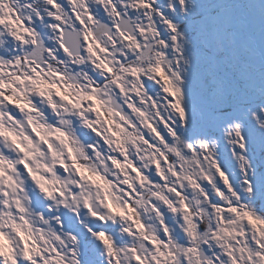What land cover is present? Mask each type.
<instances>
[{"label":"clouds","instance_id":"clouds-1","mask_svg":"<svg viewBox=\"0 0 264 264\" xmlns=\"http://www.w3.org/2000/svg\"><path fill=\"white\" fill-rule=\"evenodd\" d=\"M0 264H264V0H0Z\"/></svg>","mask_w":264,"mask_h":264}]
</instances>
